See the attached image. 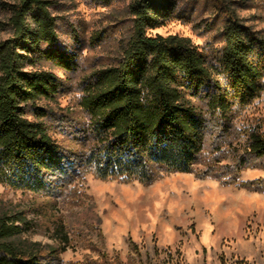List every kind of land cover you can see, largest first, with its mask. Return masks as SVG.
<instances>
[{"label":"trees","instance_id":"trees-1","mask_svg":"<svg viewBox=\"0 0 264 264\" xmlns=\"http://www.w3.org/2000/svg\"><path fill=\"white\" fill-rule=\"evenodd\" d=\"M109 2L111 0H104ZM50 0H15L0 42V184L14 191L59 196L82 174L150 185L164 174L194 173L223 185L264 192V178L239 181L243 170L264 167V122L245 131L244 152L234 165L197 169L210 129L229 132L234 114L264 91V37L236 14L225 25V45L213 60L189 37L152 35L174 16L175 0H131L132 35L117 65L83 83L82 105L94 141L77 158L61 147L35 103L52 99L60 80L48 62L75 69L77 56L60 42ZM30 67L31 69H29ZM206 102L201 110L196 100ZM29 106L33 107L30 118ZM27 225L22 212L0 214V264H56V250L17 236ZM30 228V222H29ZM68 245L64 226L55 228ZM131 250L141 255L131 241ZM67 264H142L88 260ZM146 264H152L149 260Z\"/></svg>","mask_w":264,"mask_h":264},{"label":"rangeland","instance_id":"rangeland-1","mask_svg":"<svg viewBox=\"0 0 264 264\" xmlns=\"http://www.w3.org/2000/svg\"><path fill=\"white\" fill-rule=\"evenodd\" d=\"M0 0V42L12 35L9 4ZM60 42L77 56L75 69L42 62L60 80L52 99L35 104L47 110L43 120L62 148L74 157L87 153L94 141L88 133L83 82L104 67L117 65L132 35L131 0H50ZM174 16L149 30L152 35H180L213 60L225 45L224 29L232 13L264 37V0H175ZM31 69L30 67H28ZM264 80V78H263ZM201 110H208L202 99ZM30 118H33V107ZM229 132L216 126L206 137L201 164L234 165L244 152L245 131L264 122V91L239 107ZM264 164V163H261ZM211 168V167H210ZM264 178V167L241 172L239 181ZM22 212L27 225L17 239L37 241L56 250V264L88 260H121L146 264H264V192L236 184L223 185L194 173L164 174L150 185L138 181L97 179L86 172L59 196L14 191L0 184V214ZM30 222V228H29ZM64 226L69 244L59 242L55 228ZM133 241L141 253L131 250Z\"/></svg>","mask_w":264,"mask_h":264}]
</instances>
